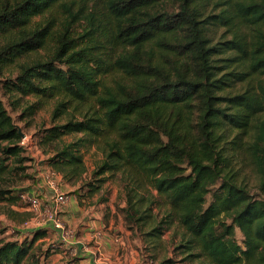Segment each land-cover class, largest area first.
<instances>
[{"label": "trees", "instance_id": "obj_1", "mask_svg": "<svg viewBox=\"0 0 264 264\" xmlns=\"http://www.w3.org/2000/svg\"><path fill=\"white\" fill-rule=\"evenodd\" d=\"M100 1L104 13L88 17L76 0H0V69H12L14 109L34 96L21 111L32 117L56 101L41 142L71 185L87 174L82 149H102L84 184L94 194L121 174L129 230L159 239L177 224L185 260L264 264V0ZM212 27L224 29L219 40ZM231 135L235 150L246 145L263 197L239 179ZM21 139L0 98V176L9 158L26 160ZM32 233L0 238V264L48 257L36 242L50 233Z\"/></svg>", "mask_w": 264, "mask_h": 264}, {"label": "rangeland", "instance_id": "obj_2", "mask_svg": "<svg viewBox=\"0 0 264 264\" xmlns=\"http://www.w3.org/2000/svg\"><path fill=\"white\" fill-rule=\"evenodd\" d=\"M76 2L74 9L81 8L83 13L88 17H91L92 12L96 13L95 17L104 13V9L100 8L102 4L100 0H76ZM40 19L42 18L38 17L36 20ZM89 23L90 20H88L87 26ZM95 23H97V20H95ZM223 32V28H216L212 31L211 36L213 39L219 40L224 35ZM11 71L12 69L10 68L0 69V98L4 101L17 125L28 135L29 143L23 145L22 155L27 157L23 164L20 165L13 158H9L7 160L9 165L7 173L0 176V238L19 239L22 241L32 239V231L36 227V222L34 211L30 210L29 204L20 198L19 193L28 192L30 188H34L39 180V177L35 174L43 166H46V169L54 176L58 173L48 163V158L51 155L49 148L42 145L41 142L43 130L53 124L52 112L56 101L50 100L44 102V105L32 117H21L22 109L38 99L34 96L22 97L21 107L16 110L14 109L13 102L19 95L13 96L9 94L5 87L6 78L14 77ZM244 87V84L239 83L236 90H242ZM233 135L228 136L224 143L225 147L230 154H234L233 161L235 168L239 170V179L246 183L257 196V187L260 181L258 172L245 144L239 146L236 150L230 146V143L234 139ZM65 139L70 140L71 137L66 136ZM82 152L87 165V174L75 185H71V183L65 181L62 177L55 187L68 195L73 194L77 205L84 208L83 213L75 212V217L82 218L85 214L88 217H94V219L102 220L105 223L106 235L111 236L112 240L110 245L113 250L107 252L111 256V262L125 264L127 259L126 264H206L202 259L194 261L184 259L185 255L178 249L182 236H184V231L177 224H173L159 239H147V237L143 236L142 230L135 228L132 231L127 228V220L123 211V207L126 205L127 190L120 173L115 175L108 173L109 177L102 185L101 190L94 194L88 193L89 186L84 183L95 180L93 172L104 158V153L101 148L95 145L89 148L84 147ZM4 156L2 150H0V161ZM50 178L54 179L53 176ZM77 187H79L77 192H73ZM4 191L5 193L3 194ZM259 196L263 197L262 195ZM8 197H14L15 200H8ZM211 198L209 194L207 204ZM155 209L158 211L159 207L156 206ZM147 230L148 228L143 231ZM103 235V232H100V236ZM48 237L50 239L42 240L40 238L36 242L39 251L45 252L49 250L48 257H41L40 264L70 263L73 261V258L80 257L82 254L81 245V247L77 244L67 247L63 246L64 242L59 243L54 237ZM236 238L239 242H242L244 239V235L239 228H236ZM90 244H95L94 239H91ZM33 250L35 251V244ZM53 254L55 255L52 256ZM95 255L96 257L100 256L98 251H96ZM80 264L84 263L80 262Z\"/></svg>", "mask_w": 264, "mask_h": 264}, {"label": "crops", "instance_id": "obj_3", "mask_svg": "<svg viewBox=\"0 0 264 264\" xmlns=\"http://www.w3.org/2000/svg\"><path fill=\"white\" fill-rule=\"evenodd\" d=\"M39 177L38 182L35 184L34 188H30L29 192L38 195L43 203V209L48 208L50 205L54 204V198L57 194V189L52 182L56 184L62 179L61 174H56L55 176L43 166L41 170L35 174ZM53 176L54 179L50 177ZM77 195V194H75ZM84 212V208L79 207L75 201V197L69 194L68 200L61 205V216L65 224L72 229L74 238L68 236L65 237L60 229H57L53 222H45L38 227H35L33 231L37 229H46L50 236L57 239L59 243H63V246L70 247L71 245L77 244L82 246V254L80 255V262L87 263H101V264H117L110 261L111 256L107 253L109 250H113L110 243L112 242L111 236H107L105 231V223L102 220L94 219V217H88L84 214L81 218L75 217L74 213ZM107 230V229H106ZM100 232H103V236H100ZM95 237V238H94ZM45 239H50L45 238ZM91 239H94L95 244H90ZM80 246V247H81ZM96 251L99 252V257H96ZM113 252V251H112ZM60 253V252H59ZM53 254L52 256H54ZM51 257V256H50ZM121 262V261H119ZM127 263V259L125 264Z\"/></svg>", "mask_w": 264, "mask_h": 264}, {"label": "built area", "instance_id": "obj_4", "mask_svg": "<svg viewBox=\"0 0 264 264\" xmlns=\"http://www.w3.org/2000/svg\"><path fill=\"white\" fill-rule=\"evenodd\" d=\"M26 143H29L28 135H25L21 139L22 145H26ZM52 184L56 186L55 182H52ZM19 196L22 200L26 201L29 204L30 210L34 211L36 227L45 222L51 221L57 229H60L62 231V234L65 237L73 236L72 229L65 224L61 216V205L64 204L69 198V195L67 193L57 190V194L54 198V204L50 205L46 209H43V203L38 195L32 194L28 191L19 193Z\"/></svg>", "mask_w": 264, "mask_h": 264}, {"label": "water", "instance_id": "obj_5", "mask_svg": "<svg viewBox=\"0 0 264 264\" xmlns=\"http://www.w3.org/2000/svg\"><path fill=\"white\" fill-rule=\"evenodd\" d=\"M19 127V126H18ZM19 132L21 134L22 137H24L26 134L22 131V129L19 127Z\"/></svg>", "mask_w": 264, "mask_h": 264}]
</instances>
